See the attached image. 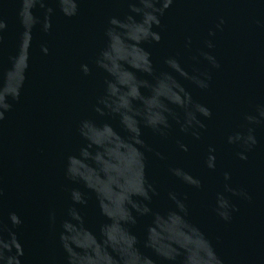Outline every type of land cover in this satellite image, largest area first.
I'll return each mask as SVG.
<instances>
[{"label":"water","instance_id":"1","mask_svg":"<svg viewBox=\"0 0 264 264\" xmlns=\"http://www.w3.org/2000/svg\"><path fill=\"white\" fill-rule=\"evenodd\" d=\"M0 264H264L92 0H0Z\"/></svg>","mask_w":264,"mask_h":264}]
</instances>
